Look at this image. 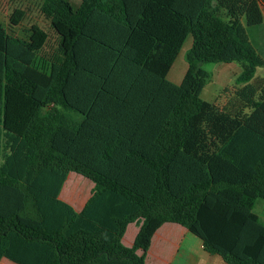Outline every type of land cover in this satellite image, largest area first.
Masks as SVG:
<instances>
[{
    "label": "trees",
    "instance_id": "obj_1",
    "mask_svg": "<svg viewBox=\"0 0 264 264\" xmlns=\"http://www.w3.org/2000/svg\"><path fill=\"white\" fill-rule=\"evenodd\" d=\"M263 9L43 0L50 57L46 28L12 7L0 22V261L146 264L156 232L176 223L226 264H264V59L247 31L264 30ZM189 38L177 85L168 75ZM218 63L242 66L223 108L202 98V65ZM71 173L94 183L81 212L61 199Z\"/></svg>",
    "mask_w": 264,
    "mask_h": 264
},
{
    "label": "rangeland",
    "instance_id": "obj_2",
    "mask_svg": "<svg viewBox=\"0 0 264 264\" xmlns=\"http://www.w3.org/2000/svg\"><path fill=\"white\" fill-rule=\"evenodd\" d=\"M70 2L74 8H78L81 0H66ZM43 0H0V12L2 13V18H9V11L13 7H20L28 13L29 23L31 21L37 22L38 24H43V17L41 14V5ZM264 10V9H263ZM46 30L49 32L50 38L48 44L45 48V53L52 57L55 55L58 49V38L48 24H43ZM249 37L253 46L255 47L258 54L264 59V30L263 27H252L247 28ZM192 46V39L189 38L184 44L176 62L174 63L169 75L168 80L174 84L179 85L188 69L187 54ZM202 68L209 73L210 78L205 85L202 93L203 100L215 104L219 108H223L228 100L232 98L238 89L236 80L242 72V66L239 63L232 64H203ZM257 77H264V68H259L257 70ZM69 114L81 119V116L74 112H69ZM67 190H74L75 194H81V192L88 193L91 190L93 184L92 182L77 174L72 173L65 185ZM62 200H64L62 198ZM65 201V200H64ZM66 202V201H65ZM68 203V202H67ZM70 204V203H68ZM72 205V204H70ZM73 206V205H72ZM74 207V206H73ZM254 212L260 216L261 220L264 222V203L262 201H257Z\"/></svg>",
    "mask_w": 264,
    "mask_h": 264
},
{
    "label": "crops",
    "instance_id": "obj_3",
    "mask_svg": "<svg viewBox=\"0 0 264 264\" xmlns=\"http://www.w3.org/2000/svg\"><path fill=\"white\" fill-rule=\"evenodd\" d=\"M6 15L4 14V22L6 21ZM2 21V13L0 12V22ZM43 24L44 23V20ZM29 25L37 22L26 21ZM43 24H39L43 26ZM45 27V26H44ZM72 174V173H71ZM69 175L68 181L71 177ZM65 183V185H66ZM93 186L88 193L81 192L77 194H70L71 190H67L64 185L61 199L63 198L66 203L72 204L71 206L77 212H81L85 207L88 199L92 195ZM70 192V193H69ZM63 200V201H64ZM69 204V205H70ZM260 217V216H259ZM141 222L132 223L128 226L125 236L122 240L126 247H132L136 240V237L140 231ZM141 255V251L138 252ZM0 264H16L7 258H3ZM146 264H226L224 260L217 256L207 253L202 242L193 234H191L185 227L176 223L164 224L154 235L151 243L150 250L147 255Z\"/></svg>",
    "mask_w": 264,
    "mask_h": 264
}]
</instances>
